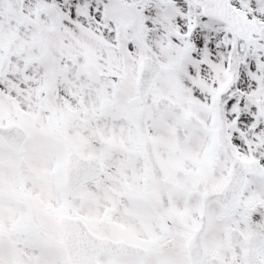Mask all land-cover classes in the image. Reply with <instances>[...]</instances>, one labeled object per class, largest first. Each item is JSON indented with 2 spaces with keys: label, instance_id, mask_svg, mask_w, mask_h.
<instances>
[{
  "label": "snow or ice",
  "instance_id": "snow-or-ice-1",
  "mask_svg": "<svg viewBox=\"0 0 264 264\" xmlns=\"http://www.w3.org/2000/svg\"><path fill=\"white\" fill-rule=\"evenodd\" d=\"M0 264H264V0H0Z\"/></svg>",
  "mask_w": 264,
  "mask_h": 264
}]
</instances>
